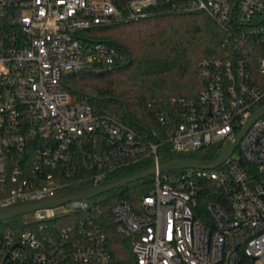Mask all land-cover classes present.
Instances as JSON below:
<instances>
[{
    "label": "built area",
    "instance_id": "obj_1",
    "mask_svg": "<svg viewBox=\"0 0 264 264\" xmlns=\"http://www.w3.org/2000/svg\"><path fill=\"white\" fill-rule=\"evenodd\" d=\"M171 1L209 17L227 51L201 62L204 88L159 118L158 143L95 114L64 78L119 59L107 43L82 42L86 30L144 19ZM263 42L264 0H0V207L99 185L143 162L157 166L161 147L186 154L221 143L222 154L264 106V87L252 81L264 78L252 75L249 61L251 46ZM257 62L264 75V56ZM152 177L136 207L110 208L134 264H264V115L218 168ZM209 181L216 190L203 222L195 213ZM101 210L80 199L20 217L24 230L0 228V264H113Z\"/></svg>",
    "mask_w": 264,
    "mask_h": 264
},
{
    "label": "trees",
    "instance_id": "obj_2",
    "mask_svg": "<svg viewBox=\"0 0 264 264\" xmlns=\"http://www.w3.org/2000/svg\"><path fill=\"white\" fill-rule=\"evenodd\" d=\"M226 35L202 13H188L176 1L150 9L149 15L138 21L109 27L93 26L81 35L82 42H104L115 48L119 59L113 67L102 71H80L66 75L64 85L74 99L88 103L97 115L109 114L152 142L162 143L164 131L159 118L172 117L179 99H195L204 88L200 78L201 62L224 57ZM249 49L252 75L257 73V61L264 56V42ZM264 87V79H252ZM262 83V84H261ZM160 159L168 154L162 147ZM221 149L213 146L192 153H173V158L204 162L216 160ZM151 162L132 165L112 175L109 180L141 171ZM172 171L169 174L186 172ZM153 177L116 188L88 200L101 207L99 223L106 236V246L113 264H134L126 238L118 235L110 215L112 205L127 201L136 207L152 189ZM199 197L197 219L205 222L206 203L214 198L212 181L203 184ZM0 228L20 232L27 228L20 217L0 221Z\"/></svg>",
    "mask_w": 264,
    "mask_h": 264
},
{
    "label": "water",
    "instance_id": "obj_3",
    "mask_svg": "<svg viewBox=\"0 0 264 264\" xmlns=\"http://www.w3.org/2000/svg\"><path fill=\"white\" fill-rule=\"evenodd\" d=\"M263 115L264 106L255 111L248 123L237 134L234 141L214 161L204 162L192 159L173 158L172 154L168 153L167 158L160 161L157 166L152 164L142 169L141 171L126 175L121 178L112 179L99 185H88L70 188L64 191H60L51 197H46L40 200H34L24 203H14L8 206L0 207V221H8L16 217H22L37 210L56 208L72 200L93 199L116 188L143 180L146 177H151L155 175L156 172H158L159 174H163L182 170L216 169L230 157L251 124ZM221 147L222 144L218 143L217 148L221 149ZM165 149L167 151V148Z\"/></svg>",
    "mask_w": 264,
    "mask_h": 264
}]
</instances>
